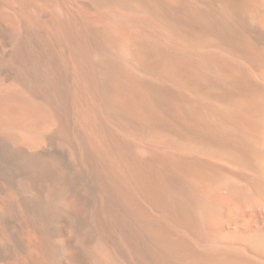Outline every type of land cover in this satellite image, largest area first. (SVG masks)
Here are the masks:
<instances>
[{"label":"bare ground","instance_id":"obj_1","mask_svg":"<svg viewBox=\"0 0 264 264\" xmlns=\"http://www.w3.org/2000/svg\"><path fill=\"white\" fill-rule=\"evenodd\" d=\"M0 264H264V0H0Z\"/></svg>","mask_w":264,"mask_h":264}]
</instances>
